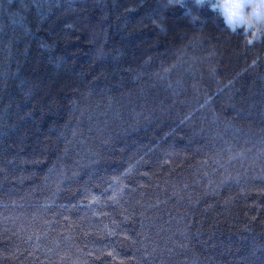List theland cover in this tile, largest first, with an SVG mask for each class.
Here are the masks:
<instances>
[{"label": "trees", "instance_id": "16d2710c", "mask_svg": "<svg viewBox=\"0 0 264 264\" xmlns=\"http://www.w3.org/2000/svg\"><path fill=\"white\" fill-rule=\"evenodd\" d=\"M192 10L0 0V264H264V37Z\"/></svg>", "mask_w": 264, "mask_h": 264}, {"label": "clouds", "instance_id": "9594fccd", "mask_svg": "<svg viewBox=\"0 0 264 264\" xmlns=\"http://www.w3.org/2000/svg\"><path fill=\"white\" fill-rule=\"evenodd\" d=\"M196 9L208 8L223 21L224 29L233 34H242L259 39L264 37V0H190ZM169 6L184 9L183 15L190 23H196L199 13L188 7L189 0H168ZM248 43H253L249 39Z\"/></svg>", "mask_w": 264, "mask_h": 264}]
</instances>
